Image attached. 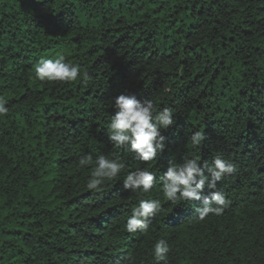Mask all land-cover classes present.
Segmentation results:
<instances>
[{
    "label": "trees",
    "instance_id": "16d2710c",
    "mask_svg": "<svg viewBox=\"0 0 264 264\" xmlns=\"http://www.w3.org/2000/svg\"><path fill=\"white\" fill-rule=\"evenodd\" d=\"M58 54L87 77L35 79L36 62ZM121 92L174 110L151 162L108 140ZM0 96V264H155L159 238L170 246L160 264H264V0H0ZM85 153L126 170L87 190ZM217 154L237 170L217 182L223 212L201 221L203 200L167 201L159 177L169 160ZM137 167L157 177L147 194L123 187ZM140 198L161 211L128 233Z\"/></svg>",
    "mask_w": 264,
    "mask_h": 264
},
{
    "label": "clouds",
    "instance_id": "9594fccd",
    "mask_svg": "<svg viewBox=\"0 0 264 264\" xmlns=\"http://www.w3.org/2000/svg\"><path fill=\"white\" fill-rule=\"evenodd\" d=\"M87 73L81 66L66 59L64 54L53 57H41L34 66V78L41 82H74L78 78H86ZM8 101L0 96V117L9 113ZM113 112L107 125V137L116 148H124L135 153L142 162H151L162 155L168 147V138L164 132L176 123L175 113L171 107L158 108L154 100L139 99L135 94L121 92L111 99ZM206 134L195 130L189 136L190 144L198 147L205 140ZM89 175L85 179V188L90 191L102 189L106 181L120 177L126 170V162L105 154L95 157L90 153L81 155L78 167L88 168ZM237 166L231 159L217 154L211 164H203L196 156H183L180 161L169 160L163 175L159 177L164 198L170 202L201 201L202 205L194 209L198 218L203 221L210 214L219 216L227 206L222 192L216 191L217 182L224 176L236 172ZM207 173V174H206ZM157 177L147 167H137L128 171L123 177V187L134 193H149ZM205 190L210 195L205 196ZM161 211L158 199L140 198L131 208L124 228L128 233L138 230L145 232L148 220ZM170 251L168 242L157 239L152 248L155 264L166 261ZM130 264H131V258Z\"/></svg>",
    "mask_w": 264,
    "mask_h": 264
}]
</instances>
